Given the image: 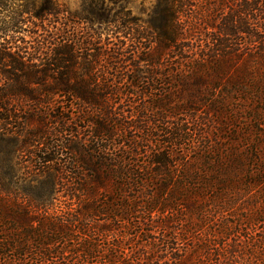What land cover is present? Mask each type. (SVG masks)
Wrapping results in <instances>:
<instances>
[{"label": "trees", "instance_id": "16d2710c", "mask_svg": "<svg viewBox=\"0 0 264 264\" xmlns=\"http://www.w3.org/2000/svg\"><path fill=\"white\" fill-rule=\"evenodd\" d=\"M83 2L86 24L105 27L115 21L105 3L120 10L124 0ZM185 2L154 0L147 20L152 36H145L154 41L153 60L145 62L161 66L159 61L176 49L188 14ZM4 7L0 1V9ZM219 20L211 47L188 60L187 81L199 87L202 97L192 95L185 102L187 125L166 122L183 108L171 106L169 113L164 102L173 99L163 93L153 108L156 115L164 111L167 116L131 127L145 132L139 141L144 143L157 136L144 126L166 125L160 131L166 137L163 144L158 141L149 153L139 150L147 146L133 144L131 153L117 158L101 156L105 148L97 143L93 149L85 146L74 151L65 167L58 163L56 169L33 171L27 186L15 182L19 177L10 164L13 153L28 155L41 166L59 161L56 156L72 147L49 132L41 115L30 117L22 128L16 125L15 134L19 131L23 138L13 136L12 117L2 112L11 99L37 106H48L54 96L78 102L87 109L82 123L91 130L88 138L96 142L111 140L128 126L112 120L119 115L97 103L101 97L93 89V69L79 70L77 48L61 46L59 57L41 69L24 62L22 52L7 55L10 68L0 64V264H264V0H244ZM86 39L91 47L92 37ZM113 48L105 56L116 67L130 62L126 55L133 51L122 52L117 44ZM146 81L133 79L131 86L152 82ZM139 88L144 94L146 89ZM204 95L209 103L203 102ZM90 115L100 121L87 119ZM102 120L109 127L100 125ZM192 132L205 138L202 145L187 154L175 153ZM33 143L36 152L30 149ZM139 158H145L143 163ZM56 194L69 199L57 202Z\"/></svg>", "mask_w": 264, "mask_h": 264}, {"label": "rangeland", "instance_id": "374dc122", "mask_svg": "<svg viewBox=\"0 0 264 264\" xmlns=\"http://www.w3.org/2000/svg\"><path fill=\"white\" fill-rule=\"evenodd\" d=\"M0 1L6 7L0 9V56H3V59H0L1 65L10 68L7 55H18L19 52H22L23 55L19 57L26 58L27 60L22 59L24 62L32 65L35 69H41L45 62H50L52 59L59 57L61 46L69 45L74 47V49L77 48L76 55L80 64L78 66L79 70L85 66L93 69V79H95L93 86L95 88L93 89L96 91L95 94L101 97L97 103L105 111L119 115L118 118L113 116L112 120L117 119V123H126L128 126V129L123 132L116 131V135L111 140L102 138L96 142L88 138L91 135V130H87L86 123H82V117L86 115L87 109H85V106L78 104V102L69 103L66 100H61L62 98L59 99L54 96L53 103L48 106H37L30 105L28 102L18 103L11 99L7 112H2L12 117L10 131L14 133L13 136H18V138L21 136L19 131L15 134L16 125L22 128L26 123L25 121H28L30 117L41 115L40 117L46 119L48 123L47 129L49 132L58 141L60 140L59 142H64L67 147H72V150L56 156L59 161L45 163L41 166L28 155L19 152L13 153L10 156V164L19 177L15 182L17 185L27 186L26 178L34 176L33 171L36 173V169L39 167L44 168V170L56 169L58 163L65 167L68 162L74 159V151L77 152L85 146L93 149L97 147L94 145L97 143L105 148L104 152L100 154L101 156L117 158L127 155V152L131 153L133 144L137 145L138 143V147L141 145L147 146L148 149H139L140 152L146 151V153H149L158 141L159 145L163 144V139L166 137L161 135L160 131L166 125L153 123L154 125L144 126L145 131L150 132L151 135H157L155 139L149 138L151 141H144V143L139 141L141 137L145 138V132L137 131L131 127L143 126L144 124L141 122H147L146 119L148 118L151 121L156 120L157 115L161 117L167 116L164 111L157 112L158 114L156 115V110L153 108L155 102L161 101L159 99L160 96H163V93L167 98L173 99L172 101L170 100L171 104H168L167 101L164 102L169 113V109H172L171 106L183 108L187 99L192 95L202 97V93L198 90L199 87H192L187 81L190 67L188 60L201 56L204 51L211 47L209 39L215 37V28L221 24L220 17L225 18V16L231 15L232 11L238 5H242L244 0H185L188 14L184 17L185 21L183 19L180 25L182 27V38L179 40L176 49L174 51L172 49L168 57L164 56L159 61L158 64L161 66L149 63L153 60L152 49L154 48V41L147 38L152 36L151 31L148 30L147 20L154 0H124L122 4L117 6H121L120 10H116V5L106 2L108 14L111 13V15L115 16V21L114 24L105 27L100 25L101 23L86 24L83 18L86 16L87 6H85L83 0ZM47 10L49 12L45 13ZM212 11L215 12L212 14ZM21 12H24L22 16ZM14 17L15 19L13 20ZM72 25H74L73 28H71ZM122 25L126 29L123 32L121 31ZM80 32L84 33L81 34ZM140 33L144 39H135V34ZM55 34H59V37H55ZM87 36L92 37L89 40L91 47L87 45L88 39L84 40ZM145 36L147 37L145 38ZM238 39H241L240 35H238ZM39 42H42L43 45H39ZM115 44L121 47L122 52H134V54L130 52L131 55L130 53L126 55L129 57L130 62L122 63L121 61L120 68L116 67L119 65L116 64L115 60L111 61L107 55L105 56V54L109 53V50L113 51V45ZM145 58L151 60L147 63L144 60ZM110 73H112L113 77L109 75ZM169 73H172L171 77ZM179 73H182L183 79ZM137 78L138 81L147 82L146 80L148 79L152 82L149 85L140 83L131 86V81ZM179 80L182 82L177 83ZM139 87L146 89L144 94H140L143 90ZM39 93L41 94V92ZM204 98L205 101L203 100V102H210L207 96L204 95ZM181 111L182 113L176 112L173 117L167 116L168 120L166 122L170 125H175V123L187 125L189 120L188 112L184 108ZM202 111L205 112V105ZM90 112L93 113L94 111ZM201 114V120L206 122L205 119L207 117H203ZM88 117L87 119L96 121L100 119L96 118L95 115ZM64 120H68V125L61 127V122ZM102 122L100 125L106 124L104 120ZM33 125L27 124V128L33 130ZM109 125L114 128L112 123ZM104 126L107 127L108 125ZM193 127L191 128L192 131ZM62 129H66L69 132L65 135L61 134ZM211 130L207 127L206 132L210 135ZM87 131L90 132L88 133ZM71 132L73 133L69 136L68 133ZM211 136L213 135L211 134ZM21 137L23 138V135ZM190 138L189 141L184 140L180 146L175 147L174 152L187 154L193 148L202 145L205 139L196 132H192ZM165 148L169 149V146H165ZM30 149L38 150L34 143L30 146ZM134 159L137 160V156ZM144 160L145 158H139L142 163ZM70 167L77 168L73 164ZM37 175L39 176L40 174ZM55 199L58 200L57 202L64 203L68 201L69 197L68 195L56 194Z\"/></svg>", "mask_w": 264, "mask_h": 264}]
</instances>
